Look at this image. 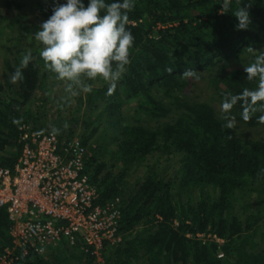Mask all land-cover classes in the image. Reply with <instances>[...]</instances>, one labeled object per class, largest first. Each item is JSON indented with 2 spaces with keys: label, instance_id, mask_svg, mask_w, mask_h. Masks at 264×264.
<instances>
[{
  "label": "trees",
  "instance_id": "obj_1",
  "mask_svg": "<svg viewBox=\"0 0 264 264\" xmlns=\"http://www.w3.org/2000/svg\"><path fill=\"white\" fill-rule=\"evenodd\" d=\"M88 2L83 0L85 6ZM219 2L134 0L128 27L135 40L126 73L111 95L108 84H102L93 85L85 97L77 96L80 104L87 100L89 106L99 108L100 123L107 121L111 130L96 142L89 141L100 128L98 123L80 136L90 144L87 170L99 188L100 200L121 197L122 238L104 251L111 264H264V139L241 137L235 123L226 128L224 114L219 115L208 101L188 96L185 89L190 83V78L183 76L185 70L197 73L237 57L264 35V0H242L241 6L251 2L247 30L236 28L238 21L231 12L221 14ZM236 6L233 0L232 10ZM52 7L53 0L36 2L38 14L47 19ZM26 52H19L14 63L8 60L11 75ZM31 52L33 60L23 69L21 82L13 84L11 76L0 78V162L4 165L12 166L20 153L24 143L20 126H39L33 100L50 72L41 71L44 64L39 53ZM261 52L264 48L255 55ZM253 60L254 54L246 65ZM244 67L213 77L221 102L225 94L256 87V82L246 79ZM130 99L135 100V109L126 112L123 107ZM241 113L237 104L231 116L248 125L261 124L258 117L264 115L256 112L246 122ZM53 127L59 129L60 136L74 135L73 131L64 135L62 124ZM113 141L117 147L112 154L122 164L118 172L100 159ZM156 151L181 154L175 177H166L157 160L147 163L145 159ZM142 163L146 164L145 174L126 193L124 177ZM254 192L256 209L250 200ZM242 199L246 217L236 209ZM10 225L4 208L0 210V252L12 244ZM258 228L260 240L255 239ZM209 232L223 240L198 235ZM52 249L54 261L47 254L31 253L10 264H89L92 259L79 242L66 240ZM135 257L140 262L134 261Z\"/></svg>",
  "mask_w": 264,
  "mask_h": 264
},
{
  "label": "built area",
  "instance_id": "obj_2",
  "mask_svg": "<svg viewBox=\"0 0 264 264\" xmlns=\"http://www.w3.org/2000/svg\"><path fill=\"white\" fill-rule=\"evenodd\" d=\"M20 129L24 143L17 160L12 166L0 162V210L8 212L12 237L0 264L44 254L63 237L79 242L92 257L89 264H111L104 251L122 238L121 197L100 200L87 170V145L78 135L60 136L52 128L23 123Z\"/></svg>",
  "mask_w": 264,
  "mask_h": 264
},
{
  "label": "clouds",
  "instance_id": "obj_3",
  "mask_svg": "<svg viewBox=\"0 0 264 264\" xmlns=\"http://www.w3.org/2000/svg\"><path fill=\"white\" fill-rule=\"evenodd\" d=\"M219 3L222 5L221 14L231 12L236 17L238 30L248 29L251 2L241 6L242 0H236L234 10L233 0H220ZM134 7V0H89L87 6L83 0H66V3L53 0L52 14L32 36L42 46L39 56L44 68L53 73L56 80L63 82L67 94L65 99L91 93L93 84L89 81L97 80L108 84L109 95L114 93L131 63L135 37L128 25L129 13ZM247 49L254 54V60L245 65L244 71L246 79L256 82V87L244 88L235 95L225 94L221 110L227 121L224 126L228 129L234 127L231 113L237 104L246 122L254 113L264 112V52L255 55V48L250 46ZM32 60L31 51L22 55L20 65L10 77L13 84L24 79L23 69ZM183 76L193 77L195 72L185 70ZM258 122L264 123V115L258 117ZM63 127L67 129L68 123L65 122ZM58 131L52 128L53 134Z\"/></svg>",
  "mask_w": 264,
  "mask_h": 264
},
{
  "label": "rangeland",
  "instance_id": "obj_4",
  "mask_svg": "<svg viewBox=\"0 0 264 264\" xmlns=\"http://www.w3.org/2000/svg\"><path fill=\"white\" fill-rule=\"evenodd\" d=\"M37 1L38 0H0L1 79H4L6 76H11L9 68L7 67L9 59L14 63V58L19 52L36 50L39 53L40 48L42 47L32 36V33L38 30L39 25L47 20V18L38 14L36 10ZM251 47L255 48V52L264 48V35L259 43L251 45ZM252 54L253 53H249L246 48V50H243L237 57H232L225 61H219L214 67L200 70L195 73V76L189 77L190 83L185 88L186 93L194 99L208 101L215 107L217 113L222 115V102L219 96V90L212 79L218 74L226 75L228 72H235L238 69H243ZM44 70L45 68L43 65L41 71L43 72ZM102 84L107 83L101 80H97L93 83L95 86ZM66 95L63 82L56 80L55 75L50 72L48 76L42 80L39 89L34 96V107L37 109L36 125L44 128H52L54 124L64 125V123L67 122L69 127L64 131V135H69L70 131H73L74 135L81 136L82 134L89 133V131L99 123L100 128L95 135L90 137L89 141L96 142V139H101L103 137L102 135H109L111 130L107 127V121H103L101 124L100 118H98L100 112L99 108H95L92 105L89 106L87 100L80 104L77 97L65 99ZM82 95L83 97L86 96L84 93H82ZM135 104V100L130 99L123 108L126 112L129 108L134 110ZM231 117L237 125V133L241 137L246 139H264V123L248 125L238 120L235 116ZM87 145L90 146L89 143ZM116 147L117 142H111L108 150L102 154V158H100L108 162L107 167L112 168L113 172H118L122 165L118 158L112 154L116 150ZM145 160L147 163H155L157 160L156 164L158 169L163 172L166 177H175L181 164V154L168 155L156 151L155 153L150 154ZM146 170L145 163H142L137 167L134 166L129 170L124 177L123 183L126 193L135 188L137 180L145 174ZM178 179H180V175H178ZM198 193L199 189L197 188L195 189L194 194L196 195ZM186 196L187 192L184 194L185 198ZM250 200L252 208L256 209L258 206V199L255 192ZM236 209L243 217H246L247 208L244 207L243 199L239 200L236 204ZM176 223H178V221H176ZM259 228L257 229L255 237L257 240L261 239L260 229H262V227ZM210 233L211 232L207 234L203 233L202 237L205 239H208L209 237L211 238L212 233ZM65 242L66 238L63 237L58 244ZM56 245L50 246L44 253V255L47 254V256L51 258V261H54V257L52 256L54 251L52 248ZM72 257H74V255H72ZM73 260L77 261L75 258H73ZM133 260L140 262L136 257L133 258ZM71 262L73 263L72 260Z\"/></svg>",
  "mask_w": 264,
  "mask_h": 264
}]
</instances>
